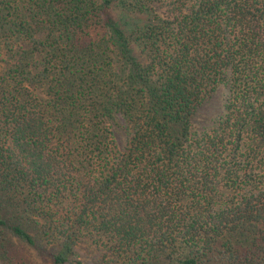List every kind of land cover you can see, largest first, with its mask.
<instances>
[{"label":"trees","instance_id":"trees-1","mask_svg":"<svg viewBox=\"0 0 264 264\" xmlns=\"http://www.w3.org/2000/svg\"><path fill=\"white\" fill-rule=\"evenodd\" d=\"M79 248L264 264V0H0V260Z\"/></svg>","mask_w":264,"mask_h":264},{"label":"rangeland","instance_id":"rangeland-1","mask_svg":"<svg viewBox=\"0 0 264 264\" xmlns=\"http://www.w3.org/2000/svg\"><path fill=\"white\" fill-rule=\"evenodd\" d=\"M229 87L226 84H220L216 91L206 97L193 119L194 131L196 133L211 129L224 111L225 104L229 97ZM122 122L115 125V139L120 148H123L126 142V134L122 127ZM38 260L40 258L38 257ZM0 264H4L0 260ZM67 264H91L87 252L79 248L74 260Z\"/></svg>","mask_w":264,"mask_h":264}]
</instances>
